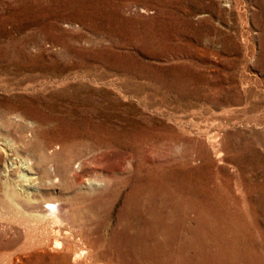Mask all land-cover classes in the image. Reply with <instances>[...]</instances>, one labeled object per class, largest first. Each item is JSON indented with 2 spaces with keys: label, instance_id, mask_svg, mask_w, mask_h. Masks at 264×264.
Returning a JSON list of instances; mask_svg holds the SVG:
<instances>
[{
  "label": "rangeland",
  "instance_id": "rangeland-1",
  "mask_svg": "<svg viewBox=\"0 0 264 264\" xmlns=\"http://www.w3.org/2000/svg\"><path fill=\"white\" fill-rule=\"evenodd\" d=\"M0 264H264V0H0Z\"/></svg>",
  "mask_w": 264,
  "mask_h": 264
},
{
  "label": "bare ground",
  "instance_id": "bare-ground-1",
  "mask_svg": "<svg viewBox=\"0 0 264 264\" xmlns=\"http://www.w3.org/2000/svg\"><path fill=\"white\" fill-rule=\"evenodd\" d=\"M141 189V188H140ZM55 210H57L58 208H54ZM58 212V211H57ZM46 213V216H48L51 220L50 221H55L56 223H57V221H59L58 220V217H56V215H55V213H54V210H53V206L49 209L48 208V210H47V212H45ZM41 214V213H40ZM40 214H39V216H40ZM58 214V213H57ZM42 215H44V214H42ZM157 216H159V215H157ZM42 217H45V215L44 216H42ZM41 217V218H42ZM59 217H61V216H59ZM67 217V216H66ZM161 217V216H160ZM159 217V219L161 220L162 218H160ZM38 218V217H37ZM46 218V217H45ZM63 218H65L64 216H63ZM66 219V218H65ZM68 219V218H67ZM38 220V219H37ZM46 220V219H45ZM64 220V219H63ZM154 220H156L157 221V219L155 218V219H153V221ZM165 220V219H164ZM39 221H41V219L39 218ZM48 221V220H47ZM66 221V220H65ZM155 222V221H154ZM159 222V221H158ZM163 221H161V223H162ZM164 223V222H163ZM58 224H59V222H58ZM66 224V223H65ZM159 224V223H158ZM165 224V223H164ZM51 225V224H50ZM53 225V224H52ZM57 225V224H56ZM162 225V224H161ZM166 225V224H165ZM58 226V225H57ZM160 226V225H159ZM164 226V225H163ZM62 228V227H61ZM58 229V228H57ZM64 229H65V227H64ZM56 230V229H55ZM138 230V229H137ZM64 231V230H63ZM66 232H67V230H65ZM149 232V231H148ZM56 233V232H55ZM150 233V232H149ZM152 233V232H151ZM129 234V233H128ZM148 234V233H147ZM65 235V234H64ZM70 235H71V233H70ZM125 235H127V234H125ZM131 235H132V233H131ZM136 234H134V236H135ZM140 235H142L141 233H140ZM146 234H144V236H145ZM121 236H122V234H121ZM120 236V237H121ZM134 236H132V237H134ZM137 236H138V233H137ZM148 236H150V234L148 235ZM181 236V235H180ZM55 237H57V236H55ZM123 237V236H122ZM127 237L129 238V240H130V237L127 235ZM136 238V237H135ZM134 238V239H135ZM143 238H145V237H143ZM142 237L140 238L139 237V239H143ZM147 238V237H146ZM150 238H151V236H150ZM55 239H57V238H55ZM137 239V238H136ZM138 239V240H139ZM123 240H124V242H125V244H127L126 242H127V238H123ZM133 240V239H132ZM146 240V239H145ZM55 241V240H54ZM57 241V240H56ZM137 241V240H136ZM146 241H148V239L146 240ZM132 242V241H131ZM140 242V241H139ZM156 242V241H155ZM155 242H151V244L152 243H155ZM54 243H56V242H54ZM129 243V242H128ZM136 243V242H135ZM138 243V242H137ZM146 243V242H145ZM144 243V244H145ZM149 243V242H148ZM160 243V242H159ZM132 244V243H131ZM140 244H142V243H140ZM139 244V245H140ZM144 244H142V246L144 245ZM157 244V243H156ZM56 245H57V243H56ZM145 245H147V244H145ZM55 246V245H54ZM127 246H129L128 244H127ZM156 246V245H155ZM83 247H85V246H83ZM131 247V246H130ZM153 247V246H152ZM157 247V246H156ZM149 249H151L150 248V244H149V247H148ZM82 250V249H81ZM80 250V251H81ZM237 252V251H236ZM82 253H83V251H82ZM79 254V253H78ZM144 254V253H143ZM148 254H150V253H148ZM76 255V254H75ZM139 256V255H138ZM148 256V255H147ZM235 256V255H234ZM77 257V256H76ZM149 257V256H148ZM215 258V257H214ZM76 260V259H75ZM78 263V262H77Z\"/></svg>",
  "mask_w": 264,
  "mask_h": 264
}]
</instances>
